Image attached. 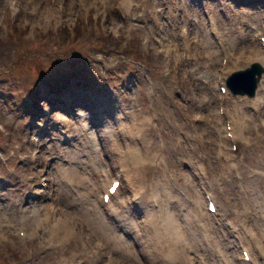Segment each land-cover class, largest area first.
Instances as JSON below:
<instances>
[{
    "label": "rangeland",
    "instance_id": "rangeland-1",
    "mask_svg": "<svg viewBox=\"0 0 264 264\" xmlns=\"http://www.w3.org/2000/svg\"><path fill=\"white\" fill-rule=\"evenodd\" d=\"M204 1L210 10L209 15L214 18L213 33L219 35L226 47L224 50L232 53L231 58L241 56L238 61L229 59L223 71L228 73L242 68L247 56H252L248 50L242 51V46H251L253 53L260 49L255 31L260 26H257L258 22L254 24L253 15L260 17L261 14L252 6L257 0L248 5H243L248 2L237 3L240 7L229 15H225L228 12L226 3L216 2L212 9L213 1ZM12 2L17 11L11 7ZM93 2L7 0V14L3 15L0 10V39L9 38L6 44L0 43V121L5 122L6 129V137L1 136L0 141V176L7 177L0 182V264H70L62 255L70 254L71 248L75 247L71 241L49 237L48 226L41 228L39 225L44 216L42 210L34 219L31 216L25 221L26 229L34 231V235L21 237L10 225V221L18 223L14 217L19 215L23 205L49 200L29 193L33 184L30 175L41 168L32 159V153L43 162L50 160L49 153L56 156L53 174L57 183L46 181V191L59 192L55 203H60L68 212L78 211L76 208L81 204L82 207L97 208L103 217L106 205L97 204L98 194L111 176L123 167L119 175V192L111 201L117 217L112 225L121 229L118 231L132 241L138 251L142 250L137 241L141 237L129 218L138 222L149 204L158 206L160 199L155 188L158 184L165 188L166 199L173 204L178 202L188 223L196 228L197 242L193 243L188 235L186 247L170 240L162 247L153 248L151 243L150 249L145 247V250L154 259L140 256L142 264H226L227 257L233 259L231 251L236 245L249 242V236L241 228L245 230L248 226L264 224L249 211L247 199L250 192L261 191L264 195V176L256 172L264 173L263 123L247 119L249 115L255 119L256 115L250 98L226 95L224 100L220 99L213 76L219 62L214 56L207 60L208 55L203 56L204 46L195 45L197 35L194 31H200V28L204 31L198 36L204 35L211 45H218L214 34H207L205 30L210 26L206 28L201 9L197 8L196 15L203 26L199 21L188 23L193 24L187 26L186 36L190 42L183 43L178 36L171 39V32L168 33L170 42H159L160 26L173 18L181 20L176 13L170 12L166 18L155 15V22L148 25L145 23L146 12L140 19H136L135 8L129 12L109 8L105 13H99L95 9H101V6H94ZM191 12L192 9H186L181 12V17H193ZM5 22L6 28L3 27ZM180 29L176 28V32ZM12 37L15 39L11 40ZM168 45L173 49H167ZM49 76V81L57 78L62 82L47 85L45 80ZM64 79L72 80L74 85L69 87ZM104 85L109 91L102 87ZM76 89L106 105L108 109L102 111L105 115L115 111L121 117H116L117 123L113 125L98 120L94 126L79 128L77 124L80 122L74 121L69 132L74 133V144L70 147L75 151L63 157L58 148V145H65L63 135L58 131L62 126L55 115L57 111L53 107L56 103L51 102L49 92H66L65 99L70 98L69 101L81 105L88 97L70 96L68 91ZM30 94L38 105L33 112L36 116L29 112L22 114L18 106L29 102L25 97ZM237 105L247 116L245 139L237 141L238 147L242 154L253 150L251 158L261 160L259 169L254 161L249 164L240 159L231 164L228 158L216 160L221 144V125L229 120L226 115L219 118L217 110L221 106L232 114L237 112ZM74 111L65 112V116L72 117ZM53 127L55 135L45 133ZM31 132L38 143L32 144ZM111 140L118 143L133 140L138 144L137 153L141 142L149 152L144 158L138 155L136 164L135 158L130 157L122 166L119 151L110 148ZM43 141L48 145H43ZM226 144L221 146L224 152L232 153ZM90 146L92 151L88 150ZM81 160H84V166L78 167L76 162ZM60 165L76 167L85 175H75L72 185L68 186L59 172ZM200 187L201 192L208 191L214 197L218 217L223 219L219 225L206 212L195 216L194 198ZM79 192H85V196ZM233 216L230 223L229 217ZM195 217L213 226L210 233L214 243L208 241L203 226L194 223ZM154 228L152 223L141 224L140 232L144 237L153 236ZM83 229L87 232L85 227ZM92 238H85L88 242L86 248L79 247L80 256L76 261L80 264H86L87 259L96 255ZM228 245L231 248L228 249Z\"/></svg>",
    "mask_w": 264,
    "mask_h": 264
},
{
    "label": "bare ground",
    "instance_id": "bare-ground-1",
    "mask_svg": "<svg viewBox=\"0 0 264 264\" xmlns=\"http://www.w3.org/2000/svg\"><path fill=\"white\" fill-rule=\"evenodd\" d=\"M178 1H183L190 9H192L191 13L196 15L197 8L193 0H178ZM211 1H213L212 5H214L215 0H211ZM222 1L224 2V0ZM232 4L234 6H237V4L235 3H232ZM234 6H230L229 12H232V10L234 9ZM255 7H257L260 10L259 14H261L264 8V1H260L259 5L257 4L253 8ZM247 8H250V7L247 6ZM253 8L251 9L253 12H255ZM242 10H244V8H242ZM254 17H255V14L253 15V21H254V24H256L257 22L260 21L261 17H255V18ZM194 20L198 21L197 17ZM250 20L252 23V17L250 18ZM191 25L193 24H190L188 26H191ZM261 30L262 28L260 29V33H261ZM194 32L196 33V35H198V33L202 34L201 30L200 31L196 30ZM178 35L180 34L178 33ZM185 37L186 36H182L183 39H185ZM200 37H202V35H200ZM205 42H207V40L202 41L201 42L202 45ZM208 45L205 47H208ZM242 47H244V45ZM216 51H217V48H209L206 52H210L212 54V53H215ZM255 59L260 62V64L262 65L264 69V54L262 52H257L255 54ZM253 105H254L253 106L254 110L260 116L259 118L260 121L264 122V116L260 115L261 113L259 112V109L264 106V75L262 77L261 89L257 91V94H255ZM98 106L99 105H97V107ZM239 107L242 109L240 105ZM224 114L228 116L229 119L232 120L233 124L237 123V121L240 122L236 114H233V113L231 114L228 108L226 109ZM74 115H75L74 118L62 117L63 122L67 123L71 119L80 118V122L82 123V125L83 126L87 125V120H86L88 119L87 111L81 110L80 108H78L74 112ZM116 117H121V116L114 111V114H110L109 116L103 114L99 118V120L101 121L105 120V122L109 123V125H113L117 123L115 121L117 120ZM120 121L121 120H119V122ZM235 128L236 127H234V129ZM226 137L227 139H229L227 135ZM232 137L235 138L234 133ZM31 139H34V138L31 136ZM110 142H111L110 148L115 147L114 149L117 151H119L121 146L122 147L134 146L133 140H129V141L124 140L123 142H119V143L116 140H111ZM139 147L143 148L141 142H139ZM89 150H91V147H89ZM64 151L67 153L73 154V152L75 151V148H70L69 146H66L64 148ZM148 152L149 151L147 149L143 148L144 154H147ZM131 155L132 154L128 151L120 154L121 158L125 160L128 158V156H131ZM36 162L41 164V168L39 169L38 174H40V172L43 171L44 167L52 166V164L50 163L47 165L45 163H42L39 160H36ZM83 162L84 160H81L79 162L77 161L76 164H78V167H83L84 166ZM63 169H64L62 170L63 176L74 178L75 175H79V176L85 175L84 172L79 171L80 169L78 168L77 170L76 167H72V166L64 167ZM83 169L84 168H82V170ZM42 175L43 174L37 177V183H38L37 188H33L31 191L34 195H38L39 197H42L43 199H49V200H47L45 203L38 201V202L29 203V205H23L21 207V212L19 213V215H16L14 217L15 220H20L19 223L21 226L17 229V231L22 230V227L26 225L25 221L29 220L31 216L34 219L35 216L38 215L40 210L43 211L42 214H47L50 212L51 214H53L54 220H57V222L55 221L53 222L52 229L50 231L51 237L54 239V235H55L58 239H60V241H63V242L71 241V244H75V247L71 251V254L74 260L73 264H80L79 262H75V258L78 255L79 247L86 248V244L88 242L85 240V238L87 236L90 237L89 233L85 232V229H83L84 226L82 227V225H86L87 228L94 234V237L101 238L103 239L105 243L108 244L107 250L101 251V252H95L96 255L93 258L87 259L86 264H103L105 261H106V264H125L127 260L132 261L135 264H142V258L140 256L144 255L149 260L154 259V256L150 252L148 253V251L145 250V247H147V249H150L149 246L151 245V243L153 244L152 245L153 248H155V246L162 247L163 245L166 246L168 244L167 241L171 239L170 241H175L176 244L178 243L180 245H183L185 238L188 235L190 236L193 243L197 242V237L194 233L196 232V228L194 227L192 228V226L188 223L187 215L181 211L180 204L178 202L173 204L166 199L165 188L161 184H158V187L155 188L157 195L159 196V199H160L159 205L155 206L154 204L153 205L149 204V206L143 210V217L140 218L138 222H136V220L133 221L132 218H129L131 224L133 225L137 233L141 230V228H138V224L139 225L142 224L141 219H144L145 223L149 222V223H152L153 226H155L153 230V236L145 235V237L142 240L137 239L139 245H142V248H141L142 250L138 251L132 241H129L126 237H124V235L121 232H119L116 227L105 222L104 216L102 215L103 217H101V213H99V210L97 208H93L92 206L82 207L81 204H78L76 208V210L78 211L74 210V212L70 216L68 213H66L67 209L65 207H63L62 210L59 212L60 215L58 214L56 215L55 213H53L50 206L53 203H55L54 202L55 199H58L57 196L59 195V192L57 191L58 193H51L50 191L49 192L46 191L47 185H44L43 179L45 180H48V179L46 176H42ZM107 187L105 188L104 191L101 192V198H102V194L107 190ZM117 191H118V188L116 189L115 193ZM79 194L82 197L85 196V192H79ZM194 201H195L196 206L198 207V211H196V215L202 214L203 210L201 206V200L198 197H196ZM255 202L257 203V206H259L261 210H264V195H262L261 191L256 193V197L253 199V204H255ZM205 205L207 206V202H205ZM4 210H2V213L4 212ZM62 213L66 214L69 217L68 220H66V218L63 216ZM108 214L112 215L111 213H108ZM43 219L47 220L48 217H44ZM193 221L195 224H201L199 220H193ZM79 222L82 223L81 226ZM201 225H203L206 228L210 226L204 223ZM11 226L15 228L16 224L13 223ZM195 226L197 227V225ZM260 228L264 230V226H261ZM249 229L253 233H262V230L259 228L249 227ZM30 234H31L30 232H27L25 235H30ZM68 260L71 261L70 256Z\"/></svg>",
    "mask_w": 264,
    "mask_h": 264
},
{
    "label": "water",
    "instance_id": "water-1",
    "mask_svg": "<svg viewBox=\"0 0 264 264\" xmlns=\"http://www.w3.org/2000/svg\"><path fill=\"white\" fill-rule=\"evenodd\" d=\"M254 71H248L245 73H239L238 75L234 76V78L229 82V86L235 92H250L253 90L254 87V75L258 74V68L253 67Z\"/></svg>",
    "mask_w": 264,
    "mask_h": 264
}]
</instances>
